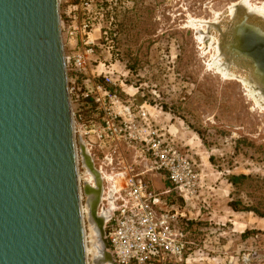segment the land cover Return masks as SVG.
I'll list each match as a JSON object with an SVG mask.
<instances>
[{
    "label": "rangeland",
    "instance_id": "374dc122",
    "mask_svg": "<svg viewBox=\"0 0 264 264\" xmlns=\"http://www.w3.org/2000/svg\"><path fill=\"white\" fill-rule=\"evenodd\" d=\"M246 1L247 12L264 10V0ZM239 2L243 3L59 2L64 54L71 56L86 48L78 36L68 34L69 10L76 13V23L85 19L91 24L89 36L94 42L85 67H66L87 264L110 263L105 257L108 252L102 248V236L98 243L90 237L89 194L86 197L82 187L83 182H90L86 181L89 175L80 143L102 179L97 212L107 216L106 235V221L115 208L113 184L119 183L120 161L133 172L147 171L150 158L141 139L149 133L180 150L192 161L196 174L194 191L185 198L163 174L153 170L142 175L149 189L166 202L170 215L182 214L176 227L185 232L188 248L184 260L159 264H264V229L258 226L259 219L264 220V109L260 108L264 100L258 106L245 87L242 79L249 74L247 70L239 71L230 64L235 67L231 75L215 66L218 56L224 64L219 49L221 32L229 29L233 7ZM261 17L256 20L264 25ZM95 84H102L115 96L105 104L119 115L116 122L121 127L102 140L94 131H87L102 128L104 114L91 97L80 95ZM259 91L257 88L254 93L264 98Z\"/></svg>",
    "mask_w": 264,
    "mask_h": 264
},
{
    "label": "water",
    "instance_id": "95a60500",
    "mask_svg": "<svg viewBox=\"0 0 264 264\" xmlns=\"http://www.w3.org/2000/svg\"><path fill=\"white\" fill-rule=\"evenodd\" d=\"M235 28L264 72V35ZM0 264H86L58 0H0Z\"/></svg>",
    "mask_w": 264,
    "mask_h": 264
},
{
    "label": "built area",
    "instance_id": "2783aa9c",
    "mask_svg": "<svg viewBox=\"0 0 264 264\" xmlns=\"http://www.w3.org/2000/svg\"><path fill=\"white\" fill-rule=\"evenodd\" d=\"M61 0H58V4ZM68 11L66 17L71 22L68 27L70 36H78L84 48L71 56L64 54L65 68L85 67L88 55L92 53L94 42L90 39L91 24L82 19L75 22L76 13ZM59 25L63 20L59 14ZM106 81L108 78L104 77ZM71 87L68 86V94ZM82 98L91 97L98 104L104 114V126L94 131L95 137L102 140L121 130L117 124L119 115L114 114L106 106L105 100L111 102V95L102 84H95L91 89L86 88L80 93ZM70 100V98H69ZM72 119L74 113L71 110ZM121 117V116H120ZM74 122V121H73ZM122 123L124 118L122 117ZM125 127V125H124ZM74 128V124H73ZM75 132V131H74ZM149 154L150 165L147 171L163 173L173 189H178L182 198L192 195L196 183V174L192 161L180 152L174 145L161 140L153 133L141 139ZM119 183L114 182L115 208L108 217V229L105 238L108 242V251L117 264H159L178 263L184 260L187 250V241L183 229L176 227L177 218L182 214H169L166 202L160 199V194L149 189L141 172H133L130 166L121 160ZM165 191L163 194L168 193ZM182 223V222H180ZM186 224V223H185Z\"/></svg>",
    "mask_w": 264,
    "mask_h": 264
},
{
    "label": "bare ground",
    "instance_id": "6f19581e",
    "mask_svg": "<svg viewBox=\"0 0 264 264\" xmlns=\"http://www.w3.org/2000/svg\"><path fill=\"white\" fill-rule=\"evenodd\" d=\"M242 2L243 3L239 2L237 4V5L240 4V6H241L240 9L235 10L236 5L233 7L234 13L232 14V17L230 20L231 24H230V26L228 25L229 29L227 31L225 30L224 32H221L222 39H221V43L219 44L220 45L219 49H220V52H221L225 61L223 64V62H222L223 60L221 61V59H218V57H219L218 56L215 60V62H216L215 66H216V68L218 67V69H217L218 71L222 70L225 74H226V72H230L231 75H234L233 68H235V67L230 66V64L238 66L239 71L242 70V72H243L244 70H247L249 72V74L246 77H244L243 79L242 78L241 79L243 80V83L245 84V87L247 88L248 92L255 98V103L259 106L261 104V103H259V101H263L264 98H261V96L258 97L259 94L257 96L256 95L257 93L256 92L254 93V91H255V89L258 88L264 95V72L259 70L254 65V63H253V61H251V58L249 55H245L241 51L238 50L239 46H240V40H239V36L238 35L236 36V34H235V30H236L235 24L238 20L245 19V23L247 25L254 28L258 34L264 35V25L261 22H257V20H260L259 16L261 17V15H262L261 19L264 20V10L261 11L262 8L259 11L257 9H251V10H249V12H247L246 8L244 6V5H246L247 1L242 0ZM248 5H246V6H248ZM257 14H260V15L257 16ZM240 16H242V18ZM211 26L218 28L217 24H211ZM236 48H237V50H236ZM215 57H214V59H215ZM219 68L221 70H219ZM256 97H258V100ZM259 98H261L262 100ZM263 105H264V103H263ZM260 108L264 109V106L260 107ZM72 125H73V119H72ZM73 132H74V130H73ZM86 153H88L87 150L84 152L83 160H84L85 167H86L85 172L88 173V175H89L88 177H86L87 178L86 181L90 182L89 185H88V183L85 182V184L88 185V187H87L88 191L86 192V195L89 194L88 195V201H87V209H88L87 213H88V218H89V222H90V226H91L90 227L91 230H89V231H91L90 237H91L92 242H95V241L97 242V240L99 241L98 238L100 236H102V240L104 241V232H105L104 231V228H105L104 224H105V220H106L107 216H106V214H99L97 212V204L99 202V199L101 196V189H102L101 177H100L99 173L94 169V167H93L94 165H92V162H91L92 159L90 160ZM75 161H76V170H77V152H76V149H75ZM77 179L79 180L78 175H77ZM79 196H80V189H79ZM80 211H81V218H82L83 217V208H82L81 204H80ZM85 211H86V209H85ZM258 226H259V228L264 229V220L263 219H259ZM94 232L96 233L97 237H95ZM84 233H85V231L83 230V243H84V252H85V259H86L87 247H86V242H85L86 239H85ZM92 244H93V247H95V244L94 243H92ZM102 248H103V250H105L104 246H102ZM105 257H106V260L109 261L108 263L114 264L110 259L109 253L105 254ZM86 264H87V259H86Z\"/></svg>",
    "mask_w": 264,
    "mask_h": 264
},
{
    "label": "crops",
    "instance_id": "0c3cea01",
    "mask_svg": "<svg viewBox=\"0 0 264 264\" xmlns=\"http://www.w3.org/2000/svg\"><path fill=\"white\" fill-rule=\"evenodd\" d=\"M157 173H159V174H160L161 172H157ZM161 174H163V173H161ZM163 175H164V174H163ZM164 176H165V175H164ZM165 177H166V176H165ZM164 192H165V191H164ZM164 192H162V193H164Z\"/></svg>",
    "mask_w": 264,
    "mask_h": 264
},
{
    "label": "trees",
    "instance_id": "16d2710c",
    "mask_svg": "<svg viewBox=\"0 0 264 264\" xmlns=\"http://www.w3.org/2000/svg\"><path fill=\"white\" fill-rule=\"evenodd\" d=\"M244 233H246V231H245V232H243V234H244Z\"/></svg>",
    "mask_w": 264,
    "mask_h": 264
}]
</instances>
